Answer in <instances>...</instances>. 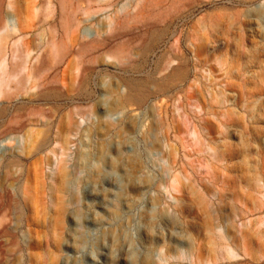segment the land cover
<instances>
[{"label":"rangeland","instance_id":"1","mask_svg":"<svg viewBox=\"0 0 264 264\" xmlns=\"http://www.w3.org/2000/svg\"><path fill=\"white\" fill-rule=\"evenodd\" d=\"M0 3V264H264V0Z\"/></svg>","mask_w":264,"mask_h":264},{"label":"bare ground","instance_id":"2","mask_svg":"<svg viewBox=\"0 0 264 264\" xmlns=\"http://www.w3.org/2000/svg\"><path fill=\"white\" fill-rule=\"evenodd\" d=\"M64 6H65L64 3L61 2L60 3V8H61L62 11H63ZM0 8H1V3H0ZM65 27H66V29H64V31H65V33H68L70 25L66 24ZM8 37L9 36L6 33V27H5L4 23H3V20H0V57H1V62H0V88H2L5 85H8L9 81H11V75L10 76H8V75L6 76V72L7 71L5 70V58H6V55H7V39H8ZM54 37H57V36H55V35L53 36L52 41L50 42V47H51L52 51L55 50L56 56H59L58 52L60 50H58V47H56V45H55V41L53 40ZM11 52L14 55V53H15V45H12Z\"/></svg>","mask_w":264,"mask_h":264},{"label":"crops","instance_id":"3","mask_svg":"<svg viewBox=\"0 0 264 264\" xmlns=\"http://www.w3.org/2000/svg\"><path fill=\"white\" fill-rule=\"evenodd\" d=\"M90 1H93V0H90ZM6 33H7V35H8V30H6ZM8 36H10V35H8ZM55 36H56V35H55ZM52 38H53V37H52ZM56 38H57V37H54L53 40L55 41V45H56V47H58L57 44H56ZM51 41H52V40H51ZM13 45H15V47H16V43H13ZM15 49H16V48H15ZM14 54H15V53H14ZM12 55H13V54H12ZM55 55H56V53H55ZM56 57H57V56H56Z\"/></svg>","mask_w":264,"mask_h":264}]
</instances>
